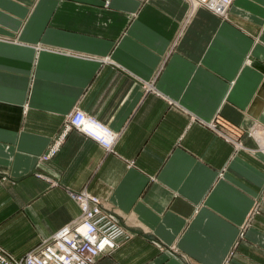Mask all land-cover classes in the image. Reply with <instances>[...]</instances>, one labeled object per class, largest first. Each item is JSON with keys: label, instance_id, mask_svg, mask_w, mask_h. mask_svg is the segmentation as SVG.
<instances>
[{"label": "crops", "instance_id": "1", "mask_svg": "<svg viewBox=\"0 0 264 264\" xmlns=\"http://www.w3.org/2000/svg\"><path fill=\"white\" fill-rule=\"evenodd\" d=\"M80 110L109 149L71 128ZM125 231L94 264H264V0H0V245L80 216Z\"/></svg>", "mask_w": 264, "mask_h": 264}, {"label": "built area", "instance_id": "2", "mask_svg": "<svg viewBox=\"0 0 264 264\" xmlns=\"http://www.w3.org/2000/svg\"><path fill=\"white\" fill-rule=\"evenodd\" d=\"M223 16L231 0H192ZM228 4V5H227ZM227 5V7H226ZM71 128L109 149L115 142V134L86 113L75 110L68 116L61 133L46 154L54 152ZM80 206V216L45 238L38 248L15 257L0 246V264H93L96 259L115 249L125 231L119 219L102 209L99 199L86 192H71Z\"/></svg>", "mask_w": 264, "mask_h": 264}, {"label": "rangeland", "instance_id": "3", "mask_svg": "<svg viewBox=\"0 0 264 264\" xmlns=\"http://www.w3.org/2000/svg\"><path fill=\"white\" fill-rule=\"evenodd\" d=\"M72 221V220H71ZM54 234V233H53ZM52 235V234H51ZM50 235V236H51ZM49 236H47V237H43L42 238V240L35 246V247H33V248H31L30 250H32V249H35V248H38L39 246H40V244H42L43 243V241H44V239L45 238H48ZM1 246V245H0ZM3 249H5L3 246H1ZM7 252H9L7 249H5ZM30 250H28L27 252H29ZM27 252H25V254L27 253ZM11 255H13L11 252H9ZM13 256H15V255H13ZM15 257H17V256H15ZM20 257V256H19ZM94 264V263H93Z\"/></svg>", "mask_w": 264, "mask_h": 264}, {"label": "bare ground", "instance_id": "4", "mask_svg": "<svg viewBox=\"0 0 264 264\" xmlns=\"http://www.w3.org/2000/svg\"><path fill=\"white\" fill-rule=\"evenodd\" d=\"M196 3H199V2H196ZM228 5V4H227ZM227 5H226V7H227Z\"/></svg>", "mask_w": 264, "mask_h": 264}]
</instances>
